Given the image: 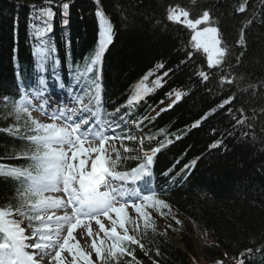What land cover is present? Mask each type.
Wrapping results in <instances>:
<instances>
[{"label":"trees","instance_id":"trees-1","mask_svg":"<svg viewBox=\"0 0 264 264\" xmlns=\"http://www.w3.org/2000/svg\"><path fill=\"white\" fill-rule=\"evenodd\" d=\"M101 2L105 15L114 23L116 34L114 46L102 59L104 111L108 113L125 104L145 76H148L145 85L153 88L146 100L133 109L130 120L144 116L155 119L151 123L143 120L138 128L140 135L136 134L137 141L125 140L121 144L118 139L115 148L122 156L136 155L141 137H155L151 143L145 140L146 150L159 146L158 142L166 138L174 141L155 158L152 177L155 181L151 178L156 182L159 198L170 207L149 208L152 224L141 238L148 255L139 246H133L137 259L141 264H153V261L156 264H217L219 260L235 264L233 258L240 259L247 247L264 249V115L260 114L264 111V0H248L245 13L235 11L242 0ZM28 4H38L37 8L50 6L44 0H0V101L5 95L10 97V101L0 102V113L6 111L5 104L10 107L18 100L21 85L31 96L42 91L39 80L43 78L47 90H58L59 82L54 81L51 62L45 65L43 72L37 67L33 52L39 41L29 28L33 10ZM93 5L94 0H83L80 8L71 7L67 26L62 23L64 18L60 9L51 5L56 15L52 20L53 30L45 39L57 49L52 55L61 61L58 71L66 89L71 86L67 65L71 63L73 69L79 67L82 71L98 46L99 27L92 18ZM177 6L188 11L190 19L199 18L204 10H210L213 25L220 29L221 38L229 49L226 62L220 68L209 69L207 57L202 52L194 53L188 59L187 54L192 51V31L182 23L167 19L168 9ZM17 19L18 39L13 44L11 29ZM249 19L253 23L245 28L246 48L242 49L236 41L240 28ZM242 51L244 56L238 65L236 58ZM158 63H164L165 67L157 69ZM17 69L21 73L19 80L15 75ZM168 69L173 71L164 77L166 83L156 87L153 83L156 77ZM200 70L209 73L208 82L198 77ZM224 75L233 78L234 83L221 86L220 77ZM252 85L255 87H250ZM173 90L184 93V97L172 109L157 116V112L167 108L166 104L174 99V96L169 98L166 95ZM229 95L236 96L231 105L218 109L200 128L188 130L186 126ZM241 107L248 117L252 116L253 110L256 111L252 129L233 127L235 122L227 115V108H232L239 116L236 110ZM126 111L121 108V113ZM13 122V117L4 119L0 115V128ZM213 129H216L215 137ZM225 130L234 133L226 138L227 150L209 149L213 140L221 138L220 134ZM244 132L248 133V138L243 136ZM172 133L181 135L182 139L176 141ZM131 134L135 135L132 130ZM19 144L20 141L0 132V158H3L0 162L24 164L23 160L8 159L6 155L16 151ZM124 147L134 151L125 154ZM196 158L199 159L187 181L170 185V177L180 173L184 164ZM138 163L140 161L129 159L117 170L128 171ZM173 164V172L169 176L162 175ZM12 195L11 185L0 182V206L12 202ZM176 220L181 223L177 224ZM143 224L140 221L141 233L144 232ZM199 228L205 233L201 256L196 249ZM129 234L135 233L130 231ZM157 249L159 256L156 255ZM245 264H264V251L246 257Z\"/></svg>","mask_w":264,"mask_h":264},{"label":"snow or ice","instance_id":"snow-or-ice-1","mask_svg":"<svg viewBox=\"0 0 264 264\" xmlns=\"http://www.w3.org/2000/svg\"><path fill=\"white\" fill-rule=\"evenodd\" d=\"M44 3L50 6L42 8L31 6L33 14L29 18V28L39 41L33 54L41 72L44 71L45 65L51 62L54 81L59 82L60 90L67 92L72 106L62 103L48 111L46 105L49 101L44 96L46 88L31 95L30 98V93L21 85L18 100L11 103L10 107L5 104L6 111L0 113L4 119L14 118V122L8 127L0 128V132L20 141L18 149L6 155L8 159L24 161L21 165L0 162V182L10 184L13 188L12 202L7 206H0V264H65V261L67 264H141L133 246H139L145 251V255H148L145 245L141 243L142 235L147 233L152 224L147 209L170 206L164 199L159 198L154 188L143 192L137 185L140 182L148 184L149 179L153 177L155 158L162 149L172 145L174 141L166 138L158 142L159 146L146 150L145 140L151 143L155 139L154 136L148 135L139 139L136 155H121L111 142L117 139L121 144L125 140L137 141V136L131 134V130L128 129L129 123L139 128L143 120L151 123L155 119L144 116L142 119L130 120L133 109L153 92V88L147 87L144 83L148 76L135 86L125 104L106 113L107 119H102L101 109L104 107L101 97L104 71L102 59L106 51L114 46L116 34L113 24L102 10L101 0H94L97 5L95 16L99 20L98 46L94 55L86 60V66L82 71L79 67L73 69L71 63L67 65L71 86L66 89L58 71L61 61L52 55L57 49L45 39V36L52 32V20L56 15L51 5L55 4L60 9V14L64 18L62 23L67 26L69 23L67 18L70 16L74 0L67 2L44 0ZM247 5L248 0H242L235 11L245 13ZM167 19L182 23L192 31V51L188 52V59H191L194 53L202 52L207 57L209 69L220 68L226 62L229 49L221 38L220 29L212 26L214 21L210 10H204L199 18L190 19L189 12L184 8L170 7ZM252 23L253 20L249 19L240 28L236 44L242 49L246 48L245 28ZM18 24L17 19L13 25L14 39H18ZM201 25L203 27H200ZM12 51L15 53L16 49L13 48ZM243 56L242 51L236 58L238 65ZM164 67V63L156 65L157 69ZM172 71L168 69L157 76L154 85L162 87L163 83H166L164 77L169 76ZM15 75L17 80L21 78L19 69ZM197 75L203 82L210 79L209 73L204 70L198 71ZM219 82L221 86L232 85L234 80L224 75L220 77ZM39 84L44 85L45 80L41 78ZM166 95L169 98L174 96V99L167 108H161L157 116L176 106L185 94L173 90ZM35 99L43 101L39 109L33 103ZM235 99V95H229L186 127L189 131L200 128L218 109H225ZM8 101L10 97L5 95L0 102ZM121 108H126L127 111L121 113ZM36 110L43 111L51 123H42L34 119L32 112ZM236 111L240 113L239 116L232 108H227V115L235 122L233 127L248 126L252 129L256 111L253 110L251 117L245 115L242 107ZM260 114L264 115V111ZM118 129L120 131H117ZM109 132H112V135H109ZM121 132L124 134L121 135ZM216 134V129H213L212 135L215 137ZM233 134L225 130L220 134L221 138L213 140L208 146L209 149L227 150L226 138ZM172 135L176 141L182 139L181 135L175 133ZM243 136L248 138V133L244 132ZM123 151L128 154L134 149L124 147ZM129 159L138 160L140 163L128 171L117 170ZM198 159L184 164L180 173L171 176L170 185L187 181ZM176 163L178 164L179 160ZM174 168L175 164L162 175L169 176ZM129 208L135 211L137 219L129 216L127 212ZM140 220L144 222L143 233L140 232ZM106 221L110 227H106ZM93 223L96 226L95 231ZM176 223L181 222L176 220ZM78 228L83 230L79 234L80 240L74 235ZM130 231L135 234H129ZM81 240L88 244L91 251L86 252L82 249ZM255 251L261 252L264 249L258 248ZM93 252L95 260L92 258ZM64 253L68 255L65 256ZM156 255H160L158 249ZM252 255L254 250L248 248L246 252L240 254V259H233L235 264H245V258ZM69 256L71 259H68ZM225 258L227 259V253ZM153 264L156 262L153 261ZM217 264H225V260H219Z\"/></svg>","mask_w":264,"mask_h":264},{"label":"rangeland","instance_id":"rangeland-1","mask_svg":"<svg viewBox=\"0 0 264 264\" xmlns=\"http://www.w3.org/2000/svg\"><path fill=\"white\" fill-rule=\"evenodd\" d=\"M32 5L33 4H30L29 7H31ZM212 26H214V25L212 24ZM200 27H203V25H201ZM29 46H30V43H29ZM33 103L37 106V109H39V107H40V105H41L42 102H38L37 100H33ZM168 104L169 103H167L166 105H168ZM68 106H72V104H69ZM46 107H47V110L48 111H51L52 110V107H54V106L47 104ZM35 115H39V117L38 118H34L33 117L34 119H37V120H39L42 123H51L50 119L47 116L44 115L43 111L42 112H40L39 110L33 111L32 112V116H35ZM112 144L114 145V147H116L114 143H112ZM55 195H62V194H55ZM127 212H128L129 216L132 219H137V214L135 213L134 210H132L131 208H129V209H127ZM140 221H142V220H140ZM140 221H139V223H140ZM105 223H106V227H110V224L107 221ZM95 230H96V226L93 223V231H95ZM81 231H83V230L78 228L76 230V233H74V235H76V237H77L78 240H80V235L79 234L81 233ZM200 239H203V236H202V233L201 232H199V240ZM89 243H90V240H89ZM198 245H200V244H197L196 247H197L198 250H200L199 247H198ZM81 247L86 252L87 251H91V249L89 248L88 244H85L83 242V240H81ZM63 255L67 256L68 254L67 253H64ZM92 258H93V260H95V253L94 252L92 253ZM68 259H71V257L69 256ZM65 264H67V261H65Z\"/></svg>","mask_w":264,"mask_h":264},{"label":"bare ground","instance_id":"bare-ground-1","mask_svg":"<svg viewBox=\"0 0 264 264\" xmlns=\"http://www.w3.org/2000/svg\"><path fill=\"white\" fill-rule=\"evenodd\" d=\"M66 2H67V0H65ZM82 1L83 0H80V3L78 2V0H74V4L71 6V7H78V8H80V4L82 3ZM102 3V2H101ZM37 6H38V4H37ZM96 9H97V5L94 3V5H93V7H91V13H92V18H93V20H94V23H95V25L97 26V28L99 27V20H98V18L95 16V11H96ZM103 10V9H102ZM104 11V10H103ZM105 13V12H104ZM113 23V22H112ZM113 25H114V23H113ZM114 28H115V26H114ZM11 33L13 34V26H12V29H11ZM14 39V38H13ZM16 39H14V41H13V44H15L16 42ZM14 47V46H13ZM15 55V54H14ZM18 55V54H17ZM15 58H16V56H15ZM31 60V59H30ZM12 61V60H11ZM13 62V61H12ZM37 72H39V71H37ZM34 73H36V72H30V74H34ZM30 87L32 88L33 86H31L30 85ZM21 95V94H20ZM20 95H18V97L20 96ZM30 98H31V96H30ZM34 118H38V116L37 115H35L34 116ZM248 248H251V247H247V249ZM260 249V246H257L256 247V249ZM261 248H263V246H261ZM254 250V249H253ZM244 251V250H243ZM255 253L256 254H259V252H256L255 250H254V255H255ZM247 257H249V256H247Z\"/></svg>","mask_w":264,"mask_h":264}]
</instances>
